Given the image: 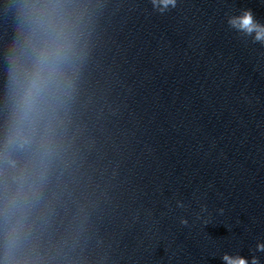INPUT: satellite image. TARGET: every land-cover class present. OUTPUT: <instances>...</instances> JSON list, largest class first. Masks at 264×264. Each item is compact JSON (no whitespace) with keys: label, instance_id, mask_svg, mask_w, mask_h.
Wrapping results in <instances>:
<instances>
[{"label":"water","instance_id":"1","mask_svg":"<svg viewBox=\"0 0 264 264\" xmlns=\"http://www.w3.org/2000/svg\"><path fill=\"white\" fill-rule=\"evenodd\" d=\"M74 2L88 56L42 168L35 147L9 143L17 23L0 0V264H264V44L227 23L244 9L264 23V0L163 14L151 0Z\"/></svg>","mask_w":264,"mask_h":264},{"label":"clouds","instance_id":"2","mask_svg":"<svg viewBox=\"0 0 264 264\" xmlns=\"http://www.w3.org/2000/svg\"><path fill=\"white\" fill-rule=\"evenodd\" d=\"M179 0H151L161 14ZM17 36L8 54L9 143L35 147L42 168L55 157L77 91L79 69L88 56L89 20L86 6L74 0H13ZM237 33L264 44V23L249 9L228 18ZM44 179L41 172L40 182ZM33 189L30 201L39 200ZM187 224V220L181 221ZM23 226L21 220L20 227ZM19 239L13 230V240ZM257 249L264 251V243ZM226 264H249L239 255L223 257ZM251 264H259L253 258Z\"/></svg>","mask_w":264,"mask_h":264}]
</instances>
